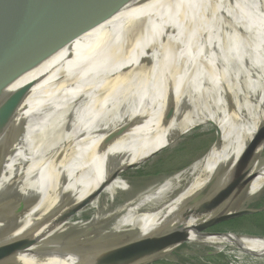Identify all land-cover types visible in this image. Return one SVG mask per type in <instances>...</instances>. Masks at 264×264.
Segmentation results:
<instances>
[{
	"label": "bare ground",
	"instance_id": "bare-ground-1",
	"mask_svg": "<svg viewBox=\"0 0 264 264\" xmlns=\"http://www.w3.org/2000/svg\"><path fill=\"white\" fill-rule=\"evenodd\" d=\"M204 44L209 53L201 65H208L209 73L193 65ZM224 70L231 71L229 77ZM15 79L6 93L30 85L15 111V117L22 118V132L4 160L0 200L12 176L20 175L10 205L21 204L22 211L13 216L10 212L1 225H12L13 230L3 234L6 239L33 235L41 241L10 264H89L67 249L84 233L66 238L60 232L73 225V216L100 209L101 200L111 201L117 190L127 187L118 176L104 183L108 174L140 163L194 126L214 122L222 133L220 145L213 142L188 167L121 209L124 214L112 226L116 236L83 244L78 252L105 239L112 244L124 235L166 233L193 224L192 218L184 220L185 201L215 179L217 168L233 165L264 125V116L249 115L251 108L237 95L258 85V99L264 101V0H127ZM228 105L235 113L243 111L248 127L226 117ZM260 166L255 157L258 175L246 198L264 187V164ZM140 202L146 207L136 214ZM47 213L51 220L28 232L33 220ZM187 242L220 252L228 247L239 260L246 255L264 258L263 236L191 230ZM41 247L40 255L36 252Z\"/></svg>",
	"mask_w": 264,
	"mask_h": 264
},
{
	"label": "water",
	"instance_id": "water-1",
	"mask_svg": "<svg viewBox=\"0 0 264 264\" xmlns=\"http://www.w3.org/2000/svg\"><path fill=\"white\" fill-rule=\"evenodd\" d=\"M126 1L0 0V173L13 141L22 132V118H16L15 111L30 85L27 83L6 93L8 84L23 71L40 64L55 50L112 15ZM210 123L215 128L214 143L220 145L222 133L217 124ZM263 143L264 125L255 131L233 165L224 170L223 167L217 168L215 179L185 201L184 220L187 222L192 218L195 220L193 224L179 226L166 233L120 236L112 244L103 243L98 246L100 248H89L83 252L68 250L80 254L82 262L89 260V264H152L185 243L191 230L208 235L243 234L212 231L210 228L264 210V202L258 206L252 204L264 192V187L258 194L246 198L250 182L258 175L253 162L258 146ZM130 166L133 165L125 166L121 172ZM116 171L108 174L109 178L104 179V183L115 178L118 175ZM100 189L98 187L91 196ZM21 211L22 206L19 204L11 214L13 216ZM54 213L59 215L60 209ZM51 216V213H47L34 219L33 224L28 226V232L37 230L44 221L49 222ZM7 229L13 230L12 226ZM4 233L6 231H0V264L12 263L17 254L34 250L35 244L41 241V238L36 240L33 235L6 239ZM245 235L262 237L256 234ZM43 247L36 253L41 255Z\"/></svg>",
	"mask_w": 264,
	"mask_h": 264
},
{
	"label": "rangeland",
	"instance_id": "rangeland-1",
	"mask_svg": "<svg viewBox=\"0 0 264 264\" xmlns=\"http://www.w3.org/2000/svg\"><path fill=\"white\" fill-rule=\"evenodd\" d=\"M257 6L258 8L260 7L259 9L261 10L260 3ZM226 28H228V26H226ZM207 53H209V48L204 44L203 49L198 55V58L200 60L196 61V63L193 65H195L196 67L201 66L204 71H208L209 73L211 71L210 67H208V65H205L204 63V66L201 65L203 62L202 58ZM216 71L220 73L223 70L220 66H218L216 68ZM232 71H235L234 68H232ZM230 72L231 71L224 70L226 78L229 77ZM191 77H194V74H192ZM221 86L223 88L225 87V84L222 83ZM221 86L219 87L221 88ZM252 87L253 88L248 89V92H246L247 90L245 88H242L238 91L239 93L236 92V94L238 93L237 95L240 97V99H243V102H246L247 105L251 108H249L250 110H252L249 111V115L254 114V112H256L255 114L257 115H263L264 101L258 99L259 91L258 89H256L258 88V85L256 87ZM245 92L247 93L246 96ZM242 112L243 111L235 113L233 112V108L228 105L226 107L225 114L226 117L236 126L243 128L248 127V120H245V115H243L244 113ZM214 140L215 128L211 123L194 126V128L192 127L188 131L177 135L174 139H172L171 143L167 144L165 147L161 148L150 156L144 158L140 161V163L126 168L120 174L118 173L117 176L121 177L120 179L127 183V187L123 190H117L115 192L114 198L111 201L104 202L101 200L102 203H100L99 205V207H101L100 209H88L84 212H81L78 216H73V225H69L67 228L65 227L60 232L61 237L62 235H66V238H69V235L71 233L75 235L84 233V235H81L79 239L75 238L73 241L71 240V242H67L69 244L67 249H72L78 252V250H82L83 246L88 242L97 244L102 241V238H110L115 235V233H111L114 230L112 229V226L114 222L124 214L123 210L121 209L131 205L136 200V198H139L143 194H146L149 190L154 189L165 178L170 177L173 173H176L179 170L181 171L184 168L188 167L192 162L198 159V157L202 156V154H204L210 148ZM255 157H257L258 163H260V165L262 166L264 164V143L261 151L257 155L255 154ZM21 166L22 165H20V168ZM21 179L22 176L20 175L12 176L10 183L8 184V186H10L4 189L5 196H3L0 200V231H7V228L12 226L8 223H5L7 221H5L3 225H1V220H3V217L9 216L11 211H15L14 205L10 204H12L11 200L15 199V196L17 195L15 188H17L16 184L19 183ZM31 189L32 187L30 186L28 191H31ZM78 189L79 187L76 188V190H74L73 193L68 197L73 196V194H75ZM263 196L264 192H262L259 198L252 204H262L264 202ZM7 201L9 202V204L7 203ZM145 207L146 203L140 202L134 208V212L136 214H139L144 210ZM95 218L96 220L94 223L92 221ZM234 220L235 221L228 222V224H220L219 229H227L231 232L236 233L256 234L264 236V213H260L258 215L248 214ZM84 228H86L87 231ZM108 232L110 234H107ZM57 233L58 232H56V234ZM104 241L105 242L103 243H108V239H105ZM229 250L230 249L227 247L222 249L220 252V250H215L211 247L189 244L186 241L182 245L162 255L160 257V260L171 264H180L185 262L187 264H264V258L256 259L254 257L257 256L253 255H246L242 260H239L237 256L233 253H230ZM158 264L164 263L160 262Z\"/></svg>",
	"mask_w": 264,
	"mask_h": 264
},
{
	"label": "trees",
	"instance_id": "trees-1",
	"mask_svg": "<svg viewBox=\"0 0 264 264\" xmlns=\"http://www.w3.org/2000/svg\"><path fill=\"white\" fill-rule=\"evenodd\" d=\"M262 214V213H264V210L263 211H260V212H257V213H254V214H252V215H258V214ZM232 221H235V220H231L230 222H232ZM225 224V223H224ZM227 224H228V222H227ZM217 231H221V232H225V231H229V230H227V229H218ZM164 263V264H171V263H168V262H163V261H161V260H159V261H156V262H154V263H152V264H158V263ZM182 262H185V261H182ZM180 264H187L186 262L185 263H180Z\"/></svg>",
	"mask_w": 264,
	"mask_h": 264
},
{
	"label": "flooded vegetation",
	"instance_id": "flooded-vegetation-1",
	"mask_svg": "<svg viewBox=\"0 0 264 264\" xmlns=\"http://www.w3.org/2000/svg\"><path fill=\"white\" fill-rule=\"evenodd\" d=\"M263 197H264V196H263ZM256 205L258 206V205H260V204H256ZM232 220H234V219H232ZM230 221H231V220H228V221L222 222V223H220V224H224V223H227V222H230ZM220 224H217V225L213 226L212 228H210V230H212V231H217V230H214V229H219Z\"/></svg>",
	"mask_w": 264,
	"mask_h": 264
}]
</instances>
